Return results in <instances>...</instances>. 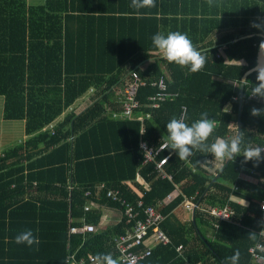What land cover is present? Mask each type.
Here are the masks:
<instances>
[{
	"label": "trees",
	"instance_id": "obj_1",
	"mask_svg": "<svg viewBox=\"0 0 264 264\" xmlns=\"http://www.w3.org/2000/svg\"><path fill=\"white\" fill-rule=\"evenodd\" d=\"M217 3L210 8L206 0H156V7L137 10L130 7L131 0H44L38 5L0 0L3 119L24 120L27 137L0 154V264H66L70 253L77 257L112 253L118 258L112 240L131 227L126 216L97 232L68 231L84 223L99 227L104 206L122 212L123 206L113 202L108 191L133 205L141 200L145 206H155L165 217L161 229L169 244L157 245L141 263L225 264L239 249V264H251L247 247L259 240L256 233L250 238L249 232L261 227L258 201L264 199V182L259 179H264V162L254 167L252 161L244 163L243 156H237L216 171L223 169L213 181L206 169L211 154L197 152L182 161L167 149L159 158L170 155L163 166L169 180L156 173L154 163L143 164L138 147L140 140L156 147L167 140L166 124L179 118L182 105L187 107L189 124L205 111L217 121L209 144L216 136H232L240 79L254 66L261 42L262 33L251 22L264 19V0ZM169 31L187 33L204 51L203 70L192 73L159 56L151 37ZM245 35L250 36L234 42ZM221 47L223 55L218 54ZM236 60L243 66L233 63ZM162 66L168 90L179 95L151 107L148 97L157 91L151 81L164 73ZM132 71L145 80L137 92L136 113H149L142 122L110 116L117 109L115 89ZM247 78L241 131L246 145L264 147V117L250 115V108L264 106V100L249 98L255 73ZM90 88L92 103L76 113L71 105ZM227 103L230 112H223ZM240 163L255 172L257 184L238 180ZM175 190L179 195L168 205L161 204ZM230 194L246 198L250 194L257 200L256 204L250 196L248 209L231 203L239 227L218 223L214 229L199 211L188 222L175 213L184 197L223 206ZM91 202L102 207L85 210ZM25 229L33 230L39 245L14 242ZM179 245L184 247L182 255L176 252Z\"/></svg>",
	"mask_w": 264,
	"mask_h": 264
},
{
	"label": "built area",
	"instance_id": "obj_2",
	"mask_svg": "<svg viewBox=\"0 0 264 264\" xmlns=\"http://www.w3.org/2000/svg\"><path fill=\"white\" fill-rule=\"evenodd\" d=\"M224 47H221L219 52L222 54ZM145 84V80L140 77L137 72L132 71L129 73L125 83L123 84L122 90L120 91L119 103L120 108L111 112V116L115 118H123V119H137L140 122L143 121L144 118L149 117V113L138 114L136 111L140 107V102L137 98L138 88L141 85ZM151 85L157 87V91L148 97L149 104L151 107H157L161 101L167 100L169 98H176L179 93L168 90V85L165 76L160 75L151 81ZM235 85V84H234ZM249 98H253L249 96ZM187 112L186 105H182V115ZM48 127H51L49 124ZM144 130L141 128V133ZM167 141H162L157 147L150 146L146 141L140 140L139 149L143 154V164L154 163L155 171L161 178L171 179V176L166 174L163 170V166L166 164L169 154L160 157L164 149V145ZM264 155V154H262ZM167 158V159H166ZM207 169V167H206ZM250 174L253 173L252 170L249 171ZM140 184L144 186V189H148V185L142 181ZM177 194L171 193L163 199V205H168ZM107 196L113 201L118 202L123 206L122 215L126 216L131 222V227L125 230L123 234L116 235L113 240V246L115 251L117 252L118 259H131L137 258L139 259V264L145 258H148L151 255L152 250L157 245H167L169 244L168 238L165 236L163 230L161 229V224L164 221V215L157 210L155 206H145L141 200H138L136 205L125 202L122 200L115 191H108ZM231 198V195L229 196ZM194 197L186 198L184 197L180 207L183 209L185 213L189 215L188 221H190V215L195 213V211H199L204 215V218L207 219L208 222L214 226V229H217L218 223H228L234 226H238L239 222L236 218V213L231 206L228 205V201L223 206H210L204 203L195 202ZM100 206L98 203L91 202L85 205V210H90L92 207ZM258 222L260 223L264 220V199H261L258 202ZM141 215V217H140ZM85 221V218H83ZM261 224V223H260ZM101 225V224H100ZM100 227V226H99ZM95 225L84 223L82 227H70L69 234L76 233H93L97 232L100 228ZM258 236V241L248 247V253L252 259V261L256 264H264V224H261L260 229L256 232ZM138 248H143L141 250H137ZM184 251V247L179 245L176 247V252L179 255H182ZM143 257V259H140ZM94 255L88 254L85 256H78L74 253H70L66 258V264H94ZM184 264H192L185 262ZM194 264H201L200 262H196Z\"/></svg>",
	"mask_w": 264,
	"mask_h": 264
},
{
	"label": "clouds",
	"instance_id": "obj_3",
	"mask_svg": "<svg viewBox=\"0 0 264 264\" xmlns=\"http://www.w3.org/2000/svg\"><path fill=\"white\" fill-rule=\"evenodd\" d=\"M206 4L211 7L219 6L217 0H206ZM130 7L134 9L154 8L156 0H131ZM251 26L260 30L264 34V19L259 22L252 21ZM154 47L163 55L169 63H175L180 67H187L192 73L203 70L207 57L204 51L198 49L190 36L185 32L169 31L167 34L157 32L151 37ZM238 66H243V61H238ZM255 73L256 83L250 87V96L258 97L264 100V40L259 44V52L253 67L249 68L245 76L240 79L242 82H247L248 76ZM238 86V87H239ZM245 88V86H244ZM233 100H237L233 97ZM231 104L224 107L223 112H230ZM250 115L253 117H264V106L259 108H250ZM187 113L181 117H173L166 124L167 142L164 149L174 151L180 160H188L195 153L211 154L216 160L225 163L234 161L237 156H243V162H253V166L257 167L261 162H264V147L252 146L245 144V133L240 131L237 126V131L231 137L216 136L209 144L208 140L218 127L215 119L209 117L205 112L200 113V117L189 124L187 122ZM167 159V158H166ZM231 195V194H230ZM244 207L246 202L244 200ZM264 224V220L260 222ZM219 227V225H217ZM250 238H255V232L250 231ZM16 244L39 245V237L33 234V230L25 229L14 237ZM241 253L236 249L234 253L226 258L225 264H239ZM140 259H143L141 257ZM94 264H139V259H118L112 253H98L93 258Z\"/></svg>",
	"mask_w": 264,
	"mask_h": 264
},
{
	"label": "crops",
	"instance_id": "obj_4",
	"mask_svg": "<svg viewBox=\"0 0 264 264\" xmlns=\"http://www.w3.org/2000/svg\"><path fill=\"white\" fill-rule=\"evenodd\" d=\"M159 54V56H161V57H163V55L159 52L158 53ZM233 63H236V64H238L237 62H233ZM144 67V66H143ZM164 67L162 66V69H163ZM163 71H164V73L162 74L163 76H165V78H167V72L163 69ZM122 87H123V85H121V86H119V87H117L116 89H115V98H114V103H115V105H116V110H118L119 108H120V103H119V96H120V91L122 90ZM92 95H93V89H88V91H86L82 96H79L77 99H75V101L73 102V104L71 105V107L74 109V111L76 112V113H78L79 111H82L84 108H86L88 105H90L91 103H92V100H91V98H92ZM230 103H227L226 105H229ZM225 105V106H226ZM3 106H4V98L2 97V96H0V111H2L1 112V117L3 118ZM224 106V107H225ZM110 108V107H109ZM69 110V109H68ZM62 115H63V113L58 117V118H56L54 121H53V123L54 122H56V121H58L61 117H62ZM111 116V115H110ZM112 117V116H111ZM113 118H115V117H113ZM118 119H119V117H118ZM121 119H123V118H121ZM8 121H10L9 122V124H8V128H9V131H10V133H13V130H16V128H17V124H16V122H12V121H16V120H11V119H7ZM19 120V119H18ZM3 121H5L4 119H3ZM21 121V126H22V128H23V137H22V139H21V141H20V143L21 142H23V141H25L26 140V135L24 134V120H20ZM230 130H231V135H233V133L235 134V132L237 131V123H231L230 124ZM231 137V136H230ZM163 141H167V140H163ZM140 142V141H139ZM146 143H148L147 141H146ZM19 144V143H18ZM150 145V144H149ZM150 146H153V145H150ZM14 147V146H13ZM138 147H139V144H138ZM154 147H156V146H154ZM5 151V150H4ZM142 152V151H141ZM2 152H0V154H1ZM226 163V162H225ZM225 163H222V162H220V161H218V160H216L215 158H213V157H211V158H209L208 160H207V169L214 175V177L218 174V173H216V171L218 170V169H220V168H223L224 166H225ZM223 169H221V171H222ZM250 170H252V169H248V168H246L245 166H243V165H241V163H240V170H239V173H238V180H240V181H242L244 184H252V185H255V184H257V176H256V174H255V172L253 171V173H251L250 174ZM136 180L139 182V183H141L142 182V179H140L138 176L136 177ZM259 181H262V182H264V179H259ZM237 185L236 184H234V185H232V190L233 191H237ZM177 193H179V191L178 190H175L174 192H173V194H177ZM242 193H243V190H242ZM171 194V193H170ZM244 194V193H243ZM179 195V194H178ZM177 195V196H178ZM245 195V194H244ZM176 196V197H177ZM251 195L250 194H247V198L246 197H239V196H237V195H235V194H231V198H229L228 197V205L229 206H231V203H233L234 205H237V206H239V207H241V208H245V209H248L249 208V204H248V198L250 197ZM171 197H174V199L176 198L175 196H171ZM173 199V200H174ZM251 199L253 200V201H255L256 202V204H257V200H256V198H254V197H252L251 196ZM244 200H245V202H246V207H244ZM261 200V199H260ZM260 200L258 201V202H260ZM227 203V202H226ZM102 206H98V208H101ZM232 207V206H231ZM102 209V212H103V214H102V217H101V222H100V229H105L106 227H108V226H111V225H115V224H117V223H119L120 222V217H121V215H122V213L118 210V209H116V208H113V207H107V206H104V207H102L101 208ZM234 210V209H233ZM235 211V210H234ZM175 213L177 214V216L178 217H181L182 218V221L183 222H188V219H189V215L187 214V213H185L184 211H183V209L179 206L178 208H176V210H175ZM238 217H239V215H237ZM193 218V214H191L190 215V221H191V219ZM256 221H257V217H256ZM233 227H239V225L238 226H234V225H232ZM260 229V228H259ZM257 232V230H255V233ZM257 235V234H256ZM207 236L208 237H210V238H213V236L212 235H210V234H207ZM258 237V236H257ZM248 247H250V246H248ZM248 247H247V249H248ZM247 252H248V250H247ZM249 254V253H248ZM249 260H250V263L251 264H256V263H254L253 261H252V259H251V257H250V255H249Z\"/></svg>",
	"mask_w": 264,
	"mask_h": 264
},
{
	"label": "rangeland",
	"instance_id": "obj_5",
	"mask_svg": "<svg viewBox=\"0 0 264 264\" xmlns=\"http://www.w3.org/2000/svg\"><path fill=\"white\" fill-rule=\"evenodd\" d=\"M30 4L38 5L43 3L44 0H28ZM216 35V34H215ZM220 48L218 49V54L223 55L219 52ZM2 111H0L1 114ZM10 121L5 120L3 121V118L0 115V152H3L4 150H8L9 148H12L16 144L20 143L22 137H23V128L21 126V121L16 120L12 122H16L17 128L16 130H13V133H10L8 124Z\"/></svg>",
	"mask_w": 264,
	"mask_h": 264
},
{
	"label": "water",
	"instance_id": "obj_6",
	"mask_svg": "<svg viewBox=\"0 0 264 264\" xmlns=\"http://www.w3.org/2000/svg\"><path fill=\"white\" fill-rule=\"evenodd\" d=\"M248 36H250V35L241 36V38L235 39L234 42H236V41H238V40H240V39L248 38ZM260 36H261V41L264 40V34H260ZM258 52H259V45H258L257 50H256L255 61H256V57H257V55H258ZM247 72H248V71H246V72L244 73V75L242 76V78L245 76V74H246ZM241 83H242V82H241ZM241 83H240V84H241ZM243 83H245V82H243ZM242 95H243V85L240 86L239 107H238L237 120H236L237 126H238V128H239L240 131H241L240 115H241V108H242ZM228 163H229V162H226V163H225L224 168L227 166ZM221 172H222V171H220V172L214 177L213 181H215V179H216L217 177H219V175L221 174ZM193 215H194V212H193Z\"/></svg>",
	"mask_w": 264,
	"mask_h": 264
}]
</instances>
